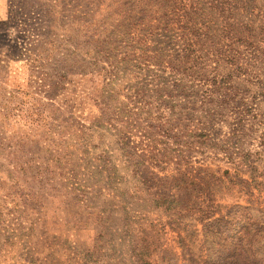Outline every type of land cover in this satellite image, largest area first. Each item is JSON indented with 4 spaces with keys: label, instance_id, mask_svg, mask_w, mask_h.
Segmentation results:
<instances>
[{
    "label": "rangeland",
    "instance_id": "rangeland-1",
    "mask_svg": "<svg viewBox=\"0 0 264 264\" xmlns=\"http://www.w3.org/2000/svg\"><path fill=\"white\" fill-rule=\"evenodd\" d=\"M139 22L134 0H0V183L12 186L0 190V264H202L209 213L264 226V61L244 50L238 68L206 62L233 98L206 102L207 85L168 63L177 35ZM205 168L250 189L211 198ZM172 176L176 202L155 205ZM37 193L45 208L29 203Z\"/></svg>",
    "mask_w": 264,
    "mask_h": 264
},
{
    "label": "trees",
    "instance_id": "trees-1",
    "mask_svg": "<svg viewBox=\"0 0 264 264\" xmlns=\"http://www.w3.org/2000/svg\"><path fill=\"white\" fill-rule=\"evenodd\" d=\"M96 6L95 13H99V4ZM93 15H89L91 20L86 27L87 43L92 45V49L100 52L104 42L100 36L104 33V30H101L102 27L104 28L103 19H95ZM134 20L145 23L150 28L152 25L155 28H162L167 34L177 35L181 42L182 55L178 64L173 61L168 63L171 68L176 69L177 66L184 73H193L198 80L207 85L202 97L206 102L211 101L215 94L222 95L226 104L233 99L226 78L217 80L215 76L210 77L205 72L206 62L216 65L224 62L238 68L244 50L253 59L264 61V3L257 5L255 0H134ZM152 21L156 24H149ZM197 51L201 53L196 55ZM96 75L102 78L104 68L98 70ZM248 109L244 103L236 102L235 114L240 117L239 123H242L250 112ZM2 117L0 112L1 120ZM207 120L204 116L199 123L201 132L198 137L202 145L209 139L206 134L209 125ZM220 171L218 168L213 173L207 168L202 171L204 177H212L218 181V184L212 186L208 180H204L207 187L212 186L207 193L209 197L215 195L213 191L220 192L223 189H227L225 194L230 196L246 193L245 188L246 191L250 189L251 182H243L241 179L234 181L233 178L236 177H231L228 170L221 173ZM216 173H220L222 177L216 178ZM172 179L174 181L172 188L155 192V205L167 209L176 202V197L170 193L173 188H178L180 183L173 176ZM5 187L12 188L5 182L0 183V190H5ZM164 188L165 186L161 190ZM43 198L41 193L34 194L29 203L45 208L47 200ZM209 201L211 205L208 207L212 208L213 201L210 198ZM244 209L252 210L246 207ZM212 217L211 212L206 217L210 220L203 224V242L207 258L202 264H264V254L261 253L264 248L262 241L264 226L257 228L256 225L257 230L252 232L236 228L237 223H235L234 228L231 229L228 227L229 221ZM143 248L145 246H142Z\"/></svg>",
    "mask_w": 264,
    "mask_h": 264
}]
</instances>
